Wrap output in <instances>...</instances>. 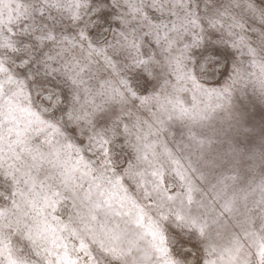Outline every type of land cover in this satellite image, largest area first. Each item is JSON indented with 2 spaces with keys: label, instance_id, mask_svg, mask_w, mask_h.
Returning <instances> with one entry per match:
<instances>
[{
  "label": "snow or ice",
  "instance_id": "6c2138e0",
  "mask_svg": "<svg viewBox=\"0 0 264 264\" xmlns=\"http://www.w3.org/2000/svg\"><path fill=\"white\" fill-rule=\"evenodd\" d=\"M0 264H264V0H0Z\"/></svg>",
  "mask_w": 264,
  "mask_h": 264
}]
</instances>
